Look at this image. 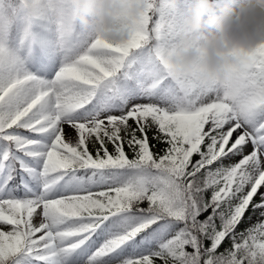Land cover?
Masks as SVG:
<instances>
[{"label":"snow or ice","instance_id":"obj_1","mask_svg":"<svg viewBox=\"0 0 264 264\" xmlns=\"http://www.w3.org/2000/svg\"><path fill=\"white\" fill-rule=\"evenodd\" d=\"M144 3L115 45L0 0V264H264V45L178 74V0Z\"/></svg>","mask_w":264,"mask_h":264},{"label":"clouds","instance_id":"obj_2","mask_svg":"<svg viewBox=\"0 0 264 264\" xmlns=\"http://www.w3.org/2000/svg\"><path fill=\"white\" fill-rule=\"evenodd\" d=\"M75 20L91 28L100 38L120 45L131 38L129 25L145 10L144 0H72ZM213 13L211 0H196L192 13L184 19L177 51L169 61L178 74L200 68L206 79L223 84L226 69L238 66L232 55L264 45V0H244L237 6L226 5ZM207 16V21L204 17ZM207 23L214 29L204 34Z\"/></svg>","mask_w":264,"mask_h":264},{"label":"rangeland","instance_id":"obj_3","mask_svg":"<svg viewBox=\"0 0 264 264\" xmlns=\"http://www.w3.org/2000/svg\"><path fill=\"white\" fill-rule=\"evenodd\" d=\"M229 4H231V3L221 2L220 5L226 6V5H229ZM178 7H179V10H180V13H181L183 19H185L187 16H189L192 13V11H191V9L189 7H187V8L186 7H182L180 3H178ZM77 25L79 26L78 22H77ZM203 30H204V34L205 35H209L210 33H212L214 31V29L209 27L206 23H204ZM66 132H67L69 138H71V136H69V133H72V136H74V133L70 129H68L67 126H66ZM247 215H248V217H252L251 220L250 219L248 220V224H252V223H254L256 221L257 217L253 215L251 210H249L247 212Z\"/></svg>","mask_w":264,"mask_h":264},{"label":"trees","instance_id":"obj_4","mask_svg":"<svg viewBox=\"0 0 264 264\" xmlns=\"http://www.w3.org/2000/svg\"><path fill=\"white\" fill-rule=\"evenodd\" d=\"M159 148H160V147H158V149H157V150H159Z\"/></svg>","mask_w":264,"mask_h":264}]
</instances>
